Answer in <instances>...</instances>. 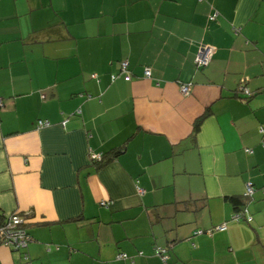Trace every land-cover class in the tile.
Listing matches in <instances>:
<instances>
[{
  "label": "crops",
  "instance_id": "obj_1",
  "mask_svg": "<svg viewBox=\"0 0 264 264\" xmlns=\"http://www.w3.org/2000/svg\"><path fill=\"white\" fill-rule=\"evenodd\" d=\"M0 99V213L31 264H264V0H0ZM247 184L251 223L227 199Z\"/></svg>",
  "mask_w": 264,
  "mask_h": 264
},
{
  "label": "built area",
  "instance_id": "obj_2",
  "mask_svg": "<svg viewBox=\"0 0 264 264\" xmlns=\"http://www.w3.org/2000/svg\"><path fill=\"white\" fill-rule=\"evenodd\" d=\"M219 12L215 9L209 16V20H215L218 17ZM215 52V47L212 45H206V44H201L197 55H196V63L198 66H206L208 65L211 60L212 57L214 55ZM127 66L128 63L123 62L122 63V67L124 71H127ZM144 75L147 78H150L151 75V70L149 68H145L144 70ZM130 75L129 73H127L125 79L129 80L130 79ZM115 78V76H113V79ZM193 84L192 83H185V82H181L179 84V88L181 93L188 95L191 93L192 91V87ZM240 87L242 89V91L246 94V95H251V91L245 87L244 85V80L241 81L240 83ZM3 105L2 100L0 99V106ZM38 127H43V126H49L50 122L45 120H40L38 121ZM260 132L262 134V144L264 146V125L261 126L260 128ZM252 151V150H250ZM93 159H97L100 160L102 158V154H93L92 155ZM139 191L142 192V189L139 188ZM253 192V187L251 184H247L246 187V193L251 194ZM7 219L4 223V225L0 226V238H1V242L3 245H7L9 247H12L16 250H20V249H25L28 244L31 242L32 237L31 235L27 232V229L24 228V225L26 223V218L24 215H21L20 213H13L10 215H6ZM235 220L239 219V214L236 213L235 216L233 217ZM251 219V218H249ZM227 227L226 225H222L219 227L220 230H225ZM202 230L197 231L196 233H202ZM165 251V249L163 248H158L157 249V254L161 255L162 259L166 262L168 260V255L166 253H163ZM126 255H119L117 256V258H122L125 257ZM24 259H25V264H31L30 261V256L28 254V252L24 253Z\"/></svg>",
  "mask_w": 264,
  "mask_h": 264
},
{
  "label": "trees",
  "instance_id": "obj_3",
  "mask_svg": "<svg viewBox=\"0 0 264 264\" xmlns=\"http://www.w3.org/2000/svg\"><path fill=\"white\" fill-rule=\"evenodd\" d=\"M216 19H217V18H216ZM216 19H215V20H216ZM212 21H214V20H212ZM210 63H211V62H210ZM210 63H209V64H210ZM209 64H208V65H209ZM206 66H207V65H206ZM206 66H198V65H197L198 68H204V67H206ZM127 68H129V67L127 66ZM121 73H122V74H123V73H126L125 76H124V79H125L127 73H129V75H130L131 77H130V79L127 80V81H130V80L132 79V75H131L129 69H128V71H124V70H123V67H121V72H120L119 74H113V75H112V79H113V76H115V78H114L113 80H116L120 75H122ZM125 80H126V79H125ZM238 89H239V91L241 92V95H244V96H246V97H250V96L252 95V92H251V95H246V94L242 91V89H241L240 86L238 87ZM209 114H210V108H208L207 110H205V111L203 112V114H201L199 117H197V119H196L195 122H194L193 135H196V134L198 133V131H199L200 127H201L202 122L204 121V119H205ZM122 150H123V147H117V148L111 150L109 153H106V154L103 153V154H102V158H101L100 160L92 159V161H93L94 164L97 165L98 168H101V167L105 166L109 161H111L114 157H117V156L122 152ZM251 150H252V149H251ZM247 152L252 153L253 150L250 151V149H247ZM252 187H253V192H252L251 194L245 193L243 196H242V195H238V196H230V197H227V199H228V200L234 205V207H235V213H234V214H236V213L239 214V219H238V220H235V221H244V222H247V223H251V222H252V220H253V216L250 214V212H249V210H248V207H247V204L249 203L250 199L253 198V195H254V193H255V191H256L255 186L252 185ZM245 191H246V190H245ZM263 191H264V186H263ZM185 204H186L185 207H187L188 209L192 208V202H191V201H187ZM249 218H251V219H249ZM6 219H7L6 215H3L2 213H0V226L4 225ZM220 226H222V225H216V226H214V227H212V228H210V229H208V230L198 229V230H196V232L199 231V230H202L203 232H211L212 230L217 229V228H219ZM24 228H26V224L24 225ZM26 229H27V228H26ZM222 231H224V230H222ZM27 232H28V230H27ZM28 233H29V232H28ZM29 234H30V233H29ZM31 237H32V236H31ZM32 240H33V238H32ZM32 240H31V241H32ZM29 244H30V243H29ZM29 244H28V246H29ZM0 245H2L1 238H0ZM156 245H157V246L155 247V251H156V252H157V249H158V248H163V249H165V251H164L163 253H166V254L169 256L168 253H169V248H170L169 246H170V245H161V244H156ZM28 246H27L25 249H20V250H18V251H22V253H23V258H24V253L27 252L26 249L28 248ZM11 248H12V247H11ZM13 249H14V248H13ZM14 250H16V249H14ZM123 254L126 255V256H125V257H122V258H117V256H119V255H123ZM138 254H144V253H143V251H138ZM160 256H161V255H160ZM116 258L122 260V259H129V258H131V257H130V255H129L127 252H125V251H119V252L116 254ZM161 258H162V257H161ZM162 260H163V259H162ZM163 261H164V260H163ZM164 262H165V261H164ZM165 263H168V260H167Z\"/></svg>",
  "mask_w": 264,
  "mask_h": 264
}]
</instances>
